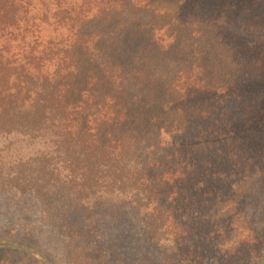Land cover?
Masks as SVG:
<instances>
[{
	"label": "trees",
	"instance_id": "1",
	"mask_svg": "<svg viewBox=\"0 0 264 264\" xmlns=\"http://www.w3.org/2000/svg\"><path fill=\"white\" fill-rule=\"evenodd\" d=\"M0 189L32 194L68 264L122 259L96 195L135 210L163 264H264V0H0ZM1 158V157H0ZM0 264H58L0 231Z\"/></svg>",
	"mask_w": 264,
	"mask_h": 264
},
{
	"label": "rangeland",
	"instance_id": "2",
	"mask_svg": "<svg viewBox=\"0 0 264 264\" xmlns=\"http://www.w3.org/2000/svg\"><path fill=\"white\" fill-rule=\"evenodd\" d=\"M15 145L3 151L0 166L5 178H10L19 161L30 158L35 147L25 141H14ZM90 203L100 205V213L94 222L106 242L122 259H147L151 264H163L145 240L135 210L122 199L110 195H96ZM249 221L252 225H264V190L251 189L247 197ZM57 208L47 210L32 194L19 195L10 190L0 189V231L13 230L21 236H31L42 248L50 253L58 264H68L62 241L57 236L55 219Z\"/></svg>",
	"mask_w": 264,
	"mask_h": 264
}]
</instances>
